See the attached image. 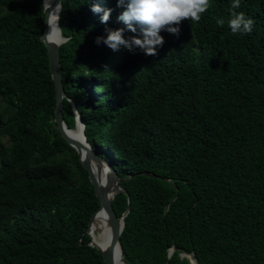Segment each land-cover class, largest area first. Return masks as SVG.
Instances as JSON below:
<instances>
[{"label": "trees", "instance_id": "1", "mask_svg": "<svg viewBox=\"0 0 264 264\" xmlns=\"http://www.w3.org/2000/svg\"><path fill=\"white\" fill-rule=\"evenodd\" d=\"M42 3L0 0V264H105L85 233L99 200L55 122ZM211 3L146 56L95 43L138 36L117 0L62 1L65 91L125 180L113 206L129 211L127 264H264V0H241L255 26L237 35L232 0ZM64 119L76 130L68 99Z\"/></svg>", "mask_w": 264, "mask_h": 264}, {"label": "water", "instance_id": "2", "mask_svg": "<svg viewBox=\"0 0 264 264\" xmlns=\"http://www.w3.org/2000/svg\"><path fill=\"white\" fill-rule=\"evenodd\" d=\"M63 0H52L50 3L44 0V13H45V32L41 36V41L45 45L49 55L50 70L53 82L56 90V111H55V122L62 137L67 143L75 149L79 155V160L88 172L91 184L94 187L96 196L99 200L100 207L92 215L91 221L85 233L91 237L90 246L98 249L104 258L105 264H117V256L120 257L124 264H127L124 260V252L121 236L126 226V217L129 211H126L122 217H119L114 209L113 202L117 195L124 193L128 194L126 190L121 187V184L125 181L120 178L118 172L115 170L112 163L96 152V150L88 142L85 130L86 126L82 121V118L74 104L69 99L68 94L65 91L63 81V68L61 62V46L66 43V39L62 37L59 41L53 33V39H46V35L50 33V25L54 27L53 15L55 11L61 13ZM60 17V15H59ZM50 24V25H49ZM58 26L59 21H58ZM61 35L62 32L60 31ZM63 36V35H62ZM68 99L75 111L76 115V129H80L83 135V140L76 139L70 129L65 123L64 119V101ZM147 174V173H146ZM149 175V174H147ZM100 212H105L108 216V222L112 230V238L110 244L106 248L100 247L93 239L91 227ZM180 249L174 248L170 252V256L174 251ZM183 258H188L191 264H198L193 258V255L184 252Z\"/></svg>", "mask_w": 264, "mask_h": 264}, {"label": "clouds", "instance_id": "3", "mask_svg": "<svg viewBox=\"0 0 264 264\" xmlns=\"http://www.w3.org/2000/svg\"><path fill=\"white\" fill-rule=\"evenodd\" d=\"M117 7L125 9L118 20L126 25L129 32L138 33V36L134 35L126 40L125 29H106V38L97 37L95 43L97 45L103 43L113 51H118L123 46L130 52L139 49L146 56H156L157 48H162L165 42L160 35L162 31L178 37L181 22L187 20L198 23L202 14L212 7V3L211 0H117ZM240 7L241 0H232L231 10L233 11L228 27L233 35L251 34L255 20L242 11H234ZM90 10L94 14L103 11L101 23L109 21L112 11L111 9L102 10L98 6H93ZM217 24L223 26L224 20L218 19ZM50 29L46 39H53V33L61 31L58 24L54 27L50 25Z\"/></svg>", "mask_w": 264, "mask_h": 264}, {"label": "bare ground", "instance_id": "4", "mask_svg": "<svg viewBox=\"0 0 264 264\" xmlns=\"http://www.w3.org/2000/svg\"><path fill=\"white\" fill-rule=\"evenodd\" d=\"M52 0H47V2H51ZM59 15L60 13L58 11H55L54 12V15H53V23H54V26L58 24V21H59ZM54 35L58 38L59 41L62 40V35L61 33H54ZM78 131V132H76ZM72 135L76 138V139H79V140H83V135H82V132L81 130L78 128L76 130H74L72 132ZM91 231H92V236H93V239L94 241L102 248H106L109 244H110V241H111V238H112V230H111V227L109 225V222H108V216L105 212H100L92 227H91ZM117 264H124L121 257H120V254H118L117 256Z\"/></svg>", "mask_w": 264, "mask_h": 264}]
</instances>
